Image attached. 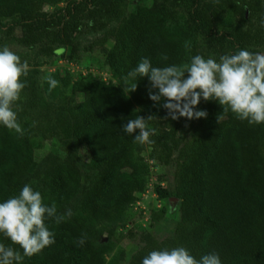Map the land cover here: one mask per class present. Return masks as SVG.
<instances>
[{"label":"trees","instance_id":"trees-1","mask_svg":"<svg viewBox=\"0 0 264 264\" xmlns=\"http://www.w3.org/2000/svg\"><path fill=\"white\" fill-rule=\"evenodd\" d=\"M129 1L0 0V46L15 43L36 48L37 56L68 53L75 60V34L90 23L102 35L88 50L103 53L115 79H79L68 85L71 101L54 102L60 91L54 75L56 87L49 89L45 81L42 89L46 102L38 70L31 68L24 78L26 87L14 105L23 134L0 127V200L27 183L45 204H55L60 214L71 209L72 216L60 224L46 221L55 243L23 264H119L120 256L111 262L106 256L115 249L114 226L146 188L149 168L138 154L147 149L159 165L177 153L174 191L155 185L154 192L178 201V217L166 241L142 234L128 264L176 246L197 260L215 251L222 264H264V124L249 125L230 111L218 123L222 106L203 99L196 110L206 111V118L173 120L163 102L149 99L146 76L137 78L134 92H123L124 78L142 58L155 67L182 66L195 55L218 60L239 49L264 48V0H148L127 13ZM50 7L54 10L47 12ZM133 105L141 117H152L151 144L134 143L120 130L136 117ZM47 140L66 152L63 158H37L38 143ZM165 214V208L154 210L151 223ZM82 235L86 242L80 246ZM0 243L10 241L0 236Z\"/></svg>","mask_w":264,"mask_h":264},{"label":"clouds","instance_id":"clouds-1","mask_svg":"<svg viewBox=\"0 0 264 264\" xmlns=\"http://www.w3.org/2000/svg\"><path fill=\"white\" fill-rule=\"evenodd\" d=\"M30 71L27 61L22 62L8 46H0V127L21 135L14 105L21 100L26 87L24 78ZM145 76L150 84L149 99L155 104L163 102L161 106L173 120L206 118V111L196 110L203 99L222 106L218 123L230 111L249 125L264 124V54L239 49L218 60L195 55L187 64L166 67H155L150 59L142 58L124 78L123 92H134L137 78ZM44 79L49 89L56 87L57 81L51 75ZM151 119L136 115L122 123L120 130L132 136L134 143L151 144L150 137L155 134L147 125ZM71 216V209L60 214L55 204H45L41 192L27 183L18 194L0 200V236L10 241L9 245L0 243V264H23L24 258L54 244L55 235L46 221L60 224ZM85 242L83 235L77 241L80 246ZM140 264H222V260L215 251L197 260L185 247L176 246L149 251Z\"/></svg>","mask_w":264,"mask_h":264},{"label":"rangeland","instance_id":"rangeland-1","mask_svg":"<svg viewBox=\"0 0 264 264\" xmlns=\"http://www.w3.org/2000/svg\"><path fill=\"white\" fill-rule=\"evenodd\" d=\"M138 4L149 5L150 1L131 0L128 2L126 12L129 13L133 11ZM62 6L63 4L57 5L59 8ZM53 10V7L46 9L47 12H52ZM90 26V23L87 25L82 24L80 31L75 34L74 40L78 48V54L75 60L68 59V53L65 57L54 55L46 58L37 56L35 54L36 48L20 47L15 43H11L7 46L21 57L22 62L27 61L30 68H36L38 70L39 74L37 77L41 91L45 83L44 77L48 75H51V77L58 75L60 91L57 93L56 99L53 101H64V99L66 101H71L72 98L68 85H71L74 81L91 76L98 80L115 83L114 77L105 64L103 53L96 49L91 51L88 50L89 45L102 35L101 32L91 31ZM15 34L16 36H20V30H16ZM112 43V41H109L106 44V47L110 48ZM257 52L264 54V48H258ZM124 93L129 95L126 91H124ZM42 94L45 101L48 102L49 98L46 97L43 91ZM133 109L136 114L140 116V109L134 105ZM184 126L185 124L182 127L183 129L180 136L186 132ZM38 148L39 149L35 150V153L39 160L50 154H56L60 158H63L66 153L54 140L39 142ZM149 153L150 149H147L138 154L149 168L146 178L147 185L143 193L137 196V200L127 206L122 222L114 226L116 245L115 249L106 256L108 262H111L117 255L121 257L119 264H128L131 256L141 247L139 237L142 234L149 233L160 242L166 241L172 234L173 227L178 217V201L172 198L163 199L158 197L154 192V187L155 185H159L166 192L174 191V173L176 170L177 153L173 152L166 165H159L158 162L149 157ZM42 161H40L38 167L43 165ZM158 178H160V181ZM161 208L166 209L164 218L158 223H151V212L154 210H160Z\"/></svg>","mask_w":264,"mask_h":264}]
</instances>
